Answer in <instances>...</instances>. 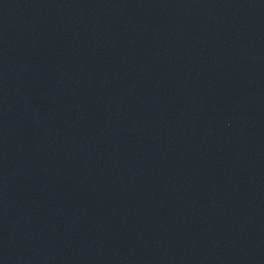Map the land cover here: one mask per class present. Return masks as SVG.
Listing matches in <instances>:
<instances>
[{
	"label": "water",
	"instance_id": "obj_1",
	"mask_svg": "<svg viewBox=\"0 0 264 264\" xmlns=\"http://www.w3.org/2000/svg\"><path fill=\"white\" fill-rule=\"evenodd\" d=\"M0 264H264V0H0Z\"/></svg>",
	"mask_w": 264,
	"mask_h": 264
}]
</instances>
